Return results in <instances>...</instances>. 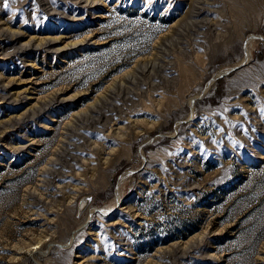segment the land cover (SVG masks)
<instances>
[{
  "label": "rangeland",
  "instance_id": "374dc122",
  "mask_svg": "<svg viewBox=\"0 0 264 264\" xmlns=\"http://www.w3.org/2000/svg\"><path fill=\"white\" fill-rule=\"evenodd\" d=\"M0 264H264V0H0Z\"/></svg>",
  "mask_w": 264,
  "mask_h": 264
},
{
  "label": "water",
  "instance_id": "95a60500",
  "mask_svg": "<svg viewBox=\"0 0 264 264\" xmlns=\"http://www.w3.org/2000/svg\"><path fill=\"white\" fill-rule=\"evenodd\" d=\"M221 74V73H220ZM223 74V73H222ZM92 200V196L90 195H86V196H82L78 202H77V210H76V216L79 217L83 210L86 208V206L88 205V203Z\"/></svg>",
  "mask_w": 264,
  "mask_h": 264
},
{
  "label": "snow or ice",
  "instance_id": "6c2138e0",
  "mask_svg": "<svg viewBox=\"0 0 264 264\" xmlns=\"http://www.w3.org/2000/svg\"><path fill=\"white\" fill-rule=\"evenodd\" d=\"M4 7H7V3L4 4Z\"/></svg>",
  "mask_w": 264,
  "mask_h": 264
},
{
  "label": "bare ground",
  "instance_id": "6f19581e",
  "mask_svg": "<svg viewBox=\"0 0 264 264\" xmlns=\"http://www.w3.org/2000/svg\"><path fill=\"white\" fill-rule=\"evenodd\" d=\"M158 70H159V69H158ZM192 98H193V97H192ZM192 98H191V99H192ZM190 101H191V100H190Z\"/></svg>",
  "mask_w": 264,
  "mask_h": 264
}]
</instances>
